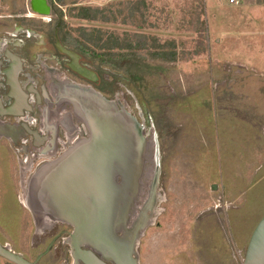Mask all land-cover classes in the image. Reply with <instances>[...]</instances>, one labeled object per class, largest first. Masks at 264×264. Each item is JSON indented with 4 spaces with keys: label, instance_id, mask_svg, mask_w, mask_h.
Instances as JSON below:
<instances>
[{
    "label": "rangeland",
    "instance_id": "1",
    "mask_svg": "<svg viewBox=\"0 0 264 264\" xmlns=\"http://www.w3.org/2000/svg\"><path fill=\"white\" fill-rule=\"evenodd\" d=\"M126 1L135 5L140 2L138 7L143 12L145 24L139 15L134 17L133 23L127 21L124 25L120 24L119 19L117 23L104 24L87 23L68 16L69 9L109 6L114 14H117L116 10L123 9L125 15L127 7L121 4L125 0L53 2L62 22L63 32L66 30L73 36L77 35L79 28H85L87 31L98 29L119 38L142 33L160 43L175 44L177 60L174 65L149 59L145 53L124 61L121 65L124 69L120 72L96 62L91 65L112 91V94L105 92L104 96L115 99L118 107L127 105V112L141 127L146 143L143 175L137 183L135 193L128 199V206L136 208V222L141 219L145 225L142 230H138L139 237L136 239L132 255L135 264H211V259L213 264H240L251 228L264 215V171L259 172L258 178L252 177V185L248 187L240 207L234 203H227V206L221 202L220 197L171 194L167 190L170 179L167 171L165 170L166 176H162V179L158 172V158L166 154L165 146L158 143V97L162 96L158 87L162 84L159 77L168 76L166 72L170 74L169 70L173 73L172 69H177V72H174L176 77H206L212 67L217 75H226L222 77L225 78L222 84L212 85L218 92L216 99L219 96L223 100L227 98L226 95L223 96V87L249 90L247 96L240 95L244 91L240 90L239 95L233 98L232 104L243 108L244 104H248L244 108L245 111L249 113L255 110L260 119L264 118V5L246 3L245 0L239 1L238 5L230 3L229 0ZM28 2L29 0H0L1 33L4 30L3 17L12 13L13 9L18 14H28ZM10 6L11 10H7ZM224 55L228 58L222 59ZM215 58L221 59L219 68L214 66ZM85 59L90 62L89 58ZM232 59H241L249 66L256 64L259 68L238 66ZM184 64L192 65L190 72L183 73ZM163 85L171 91L165 81ZM196 94L188 97L185 102L189 108L184 120L186 126L198 136L202 125L210 120L209 107L200 102L201 96L208 98L206 93ZM250 103L254 110H250ZM196 147L199 149L194 168L197 171L203 167L201 140H198ZM28 148L30 150V147ZM21 149L12 147L10 151L11 156L18 158L17 165L13 163L12 166L0 168V243L22 255L30 263L36 261L34 264H74L71 248L67 243L72 228L35 217L21 204L20 198L24 196L23 199H26L29 178L37 170L39 161L44 159L28 161ZM61 149L62 147H59L58 152ZM210 173L201 175L206 178ZM257 176L256 174L255 177ZM151 197L153 205L151 209L146 208ZM219 204L220 207H217ZM236 209L238 220L235 217L233 219L230 213ZM206 242H211L209 247L205 245ZM213 243L215 245H212ZM0 264L12 263L0 258Z\"/></svg>",
    "mask_w": 264,
    "mask_h": 264
},
{
    "label": "water",
    "instance_id": "2",
    "mask_svg": "<svg viewBox=\"0 0 264 264\" xmlns=\"http://www.w3.org/2000/svg\"><path fill=\"white\" fill-rule=\"evenodd\" d=\"M29 7L38 16H50L46 0H30ZM78 73L88 77L81 69ZM82 94L83 97L79 94L74 101L89 135L32 174L25 194L27 206L38 216L56 217L73 227L67 243L74 264H108L106 261L135 264L132 255L138 230L145 226L143 221L140 219L132 228L123 230L122 236L113 223L135 193L142 176L146 155L142 129L128 112L99 93ZM152 202L151 197L146 208H150ZM87 218L94 225L88 226ZM112 218H115L113 223ZM84 241L91 246L89 250L81 248ZM0 258L12 264L36 262L26 261L1 243ZM242 264H264V215L250 235Z\"/></svg>",
    "mask_w": 264,
    "mask_h": 264
},
{
    "label": "flooded vegetation",
    "instance_id": "3",
    "mask_svg": "<svg viewBox=\"0 0 264 264\" xmlns=\"http://www.w3.org/2000/svg\"><path fill=\"white\" fill-rule=\"evenodd\" d=\"M53 1L46 0L50 7L48 17L36 15L30 7L28 14H18L13 9L12 13L3 17L4 30L0 32V144L10 143L12 147L22 148L28 161L44 158L37 164V169L89 135L87 124L76 112L74 99L79 94L83 97V92L99 93L121 109L115 99L104 96L105 92L112 94V91L98 71L91 67L94 62L85 61L84 56L66 43ZM7 10H11V6ZM63 50L70 54H65ZM78 69L88 77H82ZM122 105L127 112V105ZM59 147H62L60 152ZM143 170L144 166L142 175ZM128 203L121 208L116 220H110L111 223L115 220L113 224L118 227L119 236H122L123 230L136 225V208H130ZM55 218L45 220L73 230L70 224ZM85 223L94 225L89 218ZM90 247L87 241L81 246L86 250Z\"/></svg>",
    "mask_w": 264,
    "mask_h": 264
},
{
    "label": "crops",
    "instance_id": "4",
    "mask_svg": "<svg viewBox=\"0 0 264 264\" xmlns=\"http://www.w3.org/2000/svg\"><path fill=\"white\" fill-rule=\"evenodd\" d=\"M225 58L228 57L222 56V59ZM215 60L214 66L219 68L221 59L215 58ZM232 61L245 68H259L256 64L249 66L241 59H232ZM170 65H174V63ZM190 65H183V73L191 71L192 65ZM262 67L264 69V64ZM172 70L173 73L171 70H169L170 74L166 72L168 76L163 75V78L161 75L159 77L162 84L158 87L160 89L158 91L162 96L158 97V143L160 146H165L166 149L165 155L162 152L164 157L158 158L160 179L162 176H166V170L170 177L167 190L171 194L220 197L221 202H224L225 205L234 203L240 207V202L245 200L252 177L258 178L259 174L264 171V132H262V128H264L262 119L264 118L258 117V113L252 108L251 103L250 110L254 111L249 113L244 110L248 104L242 105L244 108L232 104L233 98L239 95L240 90H244L240 95L245 96L249 94V90L246 91L240 87H236V89L223 87V96L226 95L227 98L223 100L219 96L216 99L218 92L212 85L214 83L222 84L225 80L222 77H226V75H217L212 67L206 77L190 75L176 77L174 72H177V69ZM164 81L169 86L168 89H171L170 92L164 87ZM204 92L208 98L205 99L201 96L200 102L209 107L210 122L202 125L198 137L191 128L186 126L184 119L187 117L186 110L189 105L185 102L188 97L195 96L196 93L204 94ZM198 140H201L202 143L203 167L196 171L194 168L196 158L199 156V149L196 147ZM11 149L12 146L7 143L0 144L1 169L7 165L12 166L13 163L18 164V158L11 156ZM206 172L211 173L206 178L202 177L201 173ZM256 174L257 177H255ZM236 211L238 209L232 210L230 213L233 219L238 220ZM260 218L251 228L249 236ZM210 244L208 243L207 246L209 247ZM209 262L214 263L212 259Z\"/></svg>",
    "mask_w": 264,
    "mask_h": 264
},
{
    "label": "trees",
    "instance_id": "5",
    "mask_svg": "<svg viewBox=\"0 0 264 264\" xmlns=\"http://www.w3.org/2000/svg\"><path fill=\"white\" fill-rule=\"evenodd\" d=\"M57 1L61 3L62 0ZM245 2L264 5V0H245ZM139 3L135 5V3L126 0L121 2L127 7L125 15H123V9L116 10L117 14H114L111 11V6H109L104 8L80 7L69 9L68 16L87 23H117L119 19L120 24L124 25L127 21L133 23L134 17L139 15L143 24H145L143 12L138 7ZM149 27H152V25H149ZM77 32V35L73 36L65 30L64 35L69 46L74 47L90 61L104 67H110L118 72L124 69L121 67L124 61L139 57L140 53H145V56L149 59L164 64H173L177 60L173 42L160 43L157 39L149 38V36L142 33L133 34L132 36L124 35L119 38L114 34L108 35L98 29L87 31L85 28H79Z\"/></svg>",
    "mask_w": 264,
    "mask_h": 264
},
{
    "label": "bare ground",
    "instance_id": "6",
    "mask_svg": "<svg viewBox=\"0 0 264 264\" xmlns=\"http://www.w3.org/2000/svg\"><path fill=\"white\" fill-rule=\"evenodd\" d=\"M24 197V196H23ZM23 197H21L20 199V201H21V204L22 205H24V206H26V207H24L25 209H28L29 210V208H28V206H27V201H26V199L24 198L23 199ZM31 212V211H30ZM31 214H33L35 217H41V216H43V215H41V216H38L37 214H34V213H32L31 212ZM41 218H43L44 220L46 219V218H49V219H51L52 220V218L50 217V216H43V217H41Z\"/></svg>",
    "mask_w": 264,
    "mask_h": 264
},
{
    "label": "built area",
    "instance_id": "7",
    "mask_svg": "<svg viewBox=\"0 0 264 264\" xmlns=\"http://www.w3.org/2000/svg\"><path fill=\"white\" fill-rule=\"evenodd\" d=\"M229 1H230V3H233V4L238 5L239 4V1H241V0H229ZM217 207H220V204ZM243 260H244V255L240 259V264L243 263Z\"/></svg>",
    "mask_w": 264,
    "mask_h": 264
}]
</instances>
